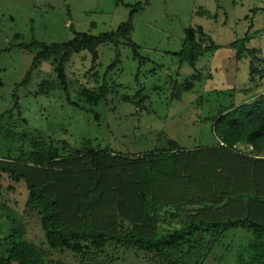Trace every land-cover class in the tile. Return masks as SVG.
Instances as JSON below:
<instances>
[{"label":"rangeland","instance_id":"1","mask_svg":"<svg viewBox=\"0 0 264 264\" xmlns=\"http://www.w3.org/2000/svg\"><path fill=\"white\" fill-rule=\"evenodd\" d=\"M148 2L133 18V41L140 58L122 44L120 63L107 77L110 93L92 105L81 92L100 88L108 67L117 59L114 46L99 48L96 71L91 70L90 53L74 54L65 65L67 90L58 79L53 59L42 62L30 82L17 89L39 52L33 42L50 46L70 42L75 32L98 36L115 31L128 20L131 9L145 0H0V162L19 169L24 163L17 159L21 153L25 157L51 145L65 157L76 151H110L127 160L124 165L128 166L118 172L120 182L133 184L142 169L149 170L160 201L184 204L189 220L243 217L244 201L237 196L264 200V175L253 178L251 168L245 182L235 184L232 168L241 164L237 156L258 158L254 157L257 150L246 141L235 144L233 154L220 149L219 145L226 148V144L217 118L234 105L264 104V0ZM201 10L212 17L199 14ZM198 27L220 49L203 55L192 69L180 54L186 30ZM245 37L247 47L259 57L253 75L252 57L246 54L238 60L235 50L228 48ZM188 83L193 87L185 90ZM7 133L12 139L6 138ZM171 142L176 151L170 150ZM206 149L216 150L208 153ZM152 154L164 155V160L159 157V165L150 167L144 159ZM219 155H224L221 168H217ZM72 164L67 170L74 172L73 177L97 178V172L89 175L88 158ZM258 166L264 167V163ZM33 170L38 180L43 178L42 171ZM65 175L55 173L39 183L54 181L57 185ZM114 176L107 172L106 180L112 182ZM28 195L24 181L15 182L0 170V255L9 254L12 237L25 228V238L47 251L53 263L80 264L71 252L48 247L39 216L27 209ZM53 195L63 200V219H70L71 226L79 225L72 216L73 207L67 204L71 197ZM108 202L116 204L119 199L111 197ZM116 211L111 207L100 218L112 217ZM162 216L158 217L159 228L170 225L167 213ZM116 217L122 232L134 229L135 224ZM148 225L155 230L158 226L152 220ZM251 237L240 229L229 231L205 264H235ZM107 254L117 264H152L146 253L136 249L108 246L101 259ZM170 257L179 264H193L177 253Z\"/></svg>","mask_w":264,"mask_h":264},{"label":"trees","instance_id":"2","mask_svg":"<svg viewBox=\"0 0 264 264\" xmlns=\"http://www.w3.org/2000/svg\"><path fill=\"white\" fill-rule=\"evenodd\" d=\"M148 5V0H145L143 4L135 5L131 9L128 20L120 24L115 31L98 36L75 32L74 39L70 42L50 46L34 41L33 46L39 49V52L33 59L31 70L23 82L17 85V89L30 82L33 71L42 62L53 59L54 64H57L58 79L67 90L65 65L72 56L85 51L90 53L92 55L91 70L96 71L99 66V48L112 45L116 49L117 59L108 67L102 85L98 90L86 88L81 92V96L88 103L98 105L110 93L107 77L120 63V46L122 44L129 46L135 57L140 58L138 47L133 41L135 30L133 18L135 13ZM262 10L264 11V8ZM199 14L212 17L207 10H201ZM70 28L73 29V26ZM185 35L180 55L192 69L196 68L197 62L203 55L214 54L220 49V46L213 43L201 27L189 28ZM247 41L248 39L245 37L232 43L228 48L235 50L238 60L246 54L252 57L250 71L253 75L254 62L259 61V57L255 50L247 47ZM33 46H29L30 49ZM143 61L145 60L142 58L141 62ZM192 87L193 83H188L184 89L189 90ZM125 100L131 101L129 98ZM219 125H221V140L226 144V148L219 145L220 149H227L233 154L232 147L246 141L257 150L254 157L258 158L237 156L241 164L232 168L235 184L245 182V175L251 168L253 178L261 179L264 175V167L258 165L264 163L260 158L264 159V104L248 103L231 106L219 113L217 127ZM7 135L6 138L12 139L9 133ZM169 148L172 151L177 149L174 142H171ZM213 150L216 149H206L208 153ZM152 155H148L144 159L150 167L159 165V157L164 160V155ZM9 157L12 159L10 154ZM84 157L88 158L90 164L89 175L97 172L96 179L93 178L94 175L92 178L87 176L75 178L72 175L74 172L68 171L70 163L74 164ZM223 158L224 155H219L217 162L219 167L217 168H221ZM17 159L24 161L23 166H20L19 169L0 162V170L9 173L15 182L24 181L26 183L29 192L27 209L39 216L48 247L57 252H71L80 261V264H117L108 254L105 260L101 259L108 246L143 251L149 256L152 264H179V262L170 259L171 253H177L181 255V258L192 261L193 264H205L222 244L225 234L237 229L246 231L252 237L249 244L237 257L235 264H264V207H260L261 204H264V200L239 194L237 197L244 201L245 216L228 220L204 218L189 220L184 215V204L168 205L160 201L153 185V175L149 170L142 169L138 175V181L133 184L120 182L118 172L120 168L128 166L124 165L127 160L113 156L110 151L91 150L87 153L86 151H76L75 154L65 157L61 150L51 145L42 150L29 152L25 157L21 153ZM61 168L62 170H60ZM33 169L42 171L43 178L38 180ZM158 170L166 173L168 168L158 167ZM45 171L49 172L45 173ZM59 171L67 174L59 180V184L56 185L54 181H49L45 185L39 183V181H47L50 175L54 176L55 173H60ZM107 172L115 175L114 182L106 180ZM110 185L112 191L108 190ZM55 192L63 198L64 196L71 197L67 204L70 208L73 207L72 216L80 221L79 225L71 226L70 219H63V200L54 196ZM111 197L119 199V202L116 204L108 202ZM111 207L116 208L115 215L101 219V214L104 215ZM163 213H167L165 217L170 225L164 226V228L161 225L159 228L158 217H163ZM116 216L135 224L134 229L122 232ZM254 216L262 221L257 222ZM151 220L158 225L156 230L148 225ZM138 223L141 225L138 226ZM25 236V228H20L12 237L9 254L7 256L0 255V264H65L63 262L53 263L47 251L28 241Z\"/></svg>","mask_w":264,"mask_h":264}]
</instances>
